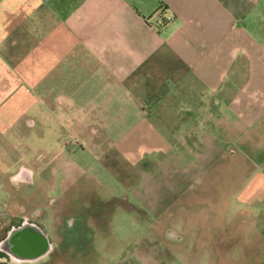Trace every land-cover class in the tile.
Instances as JSON below:
<instances>
[{
	"label": "crops",
	"instance_id": "crops-1",
	"mask_svg": "<svg viewBox=\"0 0 264 264\" xmlns=\"http://www.w3.org/2000/svg\"><path fill=\"white\" fill-rule=\"evenodd\" d=\"M36 3L27 23L20 3L1 19V131L44 122L56 141L64 131L79 155L72 169L85 171L87 156L108 163L117 152L137 167L206 140L200 191L220 190L245 214L214 253L264 264V0ZM163 11L173 21L151 27Z\"/></svg>",
	"mask_w": 264,
	"mask_h": 264
},
{
	"label": "rangeland",
	"instance_id": "rangeland-1",
	"mask_svg": "<svg viewBox=\"0 0 264 264\" xmlns=\"http://www.w3.org/2000/svg\"><path fill=\"white\" fill-rule=\"evenodd\" d=\"M37 1L0 0V26L3 12L19 3L27 23ZM16 101V98L12 100L13 103ZM16 107L22 111L21 105ZM50 127L43 122L36 128L26 125L24 129H5L3 132L0 129V202L7 196L1 188L12 190L8 174L4 175L3 171L11 175L23 164L34 172L35 182L46 197H68L88 185L89 191L99 195L103 202L112 199L101 216L111 219L119 245L113 251L111 238V246L107 239L109 246L104 252L97 246V264H226V257H218L214 251L221 247L226 251V246L232 242L227 233L240 230L245 214L236 210L237 201L233 199L227 209L226 195L220 190L213 193L200 191L208 184L205 179L211 172V162L205 156L206 140L190 149L178 146L177 150L176 146L169 161L161 154L152 156L148 153L147 158L137 162V167L131 166L117 152L107 156L108 163L101 159L96 162L87 156L83 159L90 168L85 171L80 167L72 169L73 159L79 155H72L74 145L61 138L67 135L66 132L57 130L59 141H56L55 131ZM139 143L137 140V149L141 147L140 151L145 152L144 147L148 145L142 144L143 147ZM212 149L220 150L219 146H212ZM218 163L220 167L224 160ZM134 184L140 187L138 194L131 192ZM147 185L154 191L148 192ZM51 188L55 191L50 192ZM78 193H74L73 199H77ZM117 197L131 205L118 204ZM84 201L88 206V199ZM132 202L137 204V211ZM47 211L48 218L52 219L54 208L48 207ZM171 233L174 237L169 235ZM105 238H97L96 244Z\"/></svg>",
	"mask_w": 264,
	"mask_h": 264
},
{
	"label": "flooded vegetation",
	"instance_id": "flooded-vegetation-1",
	"mask_svg": "<svg viewBox=\"0 0 264 264\" xmlns=\"http://www.w3.org/2000/svg\"><path fill=\"white\" fill-rule=\"evenodd\" d=\"M33 175L22 164L7 176L12 190L3 189L7 196L0 202V264H97V246L104 252L111 246V238L112 249L116 251L119 239L114 235L111 219L101 216L112 199L103 202L99 195L89 191L88 185L68 197H46ZM54 191L51 188L50 192ZM77 192V199H73ZM116 199L118 204L131 205ZM132 203L137 211V204ZM48 207L55 210L52 219L48 218ZM169 235L174 237L172 233ZM96 236L106 238L96 244Z\"/></svg>",
	"mask_w": 264,
	"mask_h": 264
},
{
	"label": "built area",
	"instance_id": "built-area-1",
	"mask_svg": "<svg viewBox=\"0 0 264 264\" xmlns=\"http://www.w3.org/2000/svg\"><path fill=\"white\" fill-rule=\"evenodd\" d=\"M174 17L172 15H168L166 12H161L155 15L153 20H148V23L153 28H162L168 25L173 21Z\"/></svg>",
	"mask_w": 264,
	"mask_h": 264
}]
</instances>
